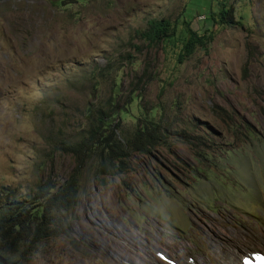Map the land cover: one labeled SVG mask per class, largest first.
<instances>
[{
    "label": "rangeland",
    "instance_id": "obj_1",
    "mask_svg": "<svg viewBox=\"0 0 264 264\" xmlns=\"http://www.w3.org/2000/svg\"><path fill=\"white\" fill-rule=\"evenodd\" d=\"M193 1L0 0V207L62 186L101 108L122 110L112 125L124 142L140 121L168 130L123 167L89 157L64 234L9 264H236L264 253V0H229L244 26L211 27L209 49L183 63L175 41L137 35L161 18L206 33L204 7L185 18Z\"/></svg>",
    "mask_w": 264,
    "mask_h": 264
},
{
    "label": "trees",
    "instance_id": "obj_2",
    "mask_svg": "<svg viewBox=\"0 0 264 264\" xmlns=\"http://www.w3.org/2000/svg\"><path fill=\"white\" fill-rule=\"evenodd\" d=\"M192 4L193 7L186 10L185 18L194 16L204 7L206 22L210 24L206 33L194 30L188 20L183 19L178 29L169 19L161 18L150 19L147 29L138 31L137 35L149 46L175 41L179 48L178 61L183 63L199 49H209L215 38L211 27L244 26L242 21L235 19L229 0H194ZM113 93L109 101L110 109L115 106L119 85L114 86ZM121 112L112 110L108 113L106 107L97 111L88 139L71 149L78 161V169L62 186L51 181L43 183L33 199L22 201L15 197L0 207V260L9 264L13 255L33 251L44 240L64 234L61 228L65 224V214L78 203L79 167L89 157L98 155L103 170L109 166L108 161H119L123 167L130 152L149 154L156 145L166 143L165 132L168 130H163L164 127L154 121H140L133 137L125 142L118 139L116 131L119 126L112 124L114 116Z\"/></svg>",
    "mask_w": 264,
    "mask_h": 264
},
{
    "label": "clouds",
    "instance_id": "obj_3",
    "mask_svg": "<svg viewBox=\"0 0 264 264\" xmlns=\"http://www.w3.org/2000/svg\"><path fill=\"white\" fill-rule=\"evenodd\" d=\"M169 260V259H168ZM243 264H257L259 262H261L262 264H264V253H252L250 256L248 257H244L242 259Z\"/></svg>",
    "mask_w": 264,
    "mask_h": 264
},
{
    "label": "bare ground",
    "instance_id": "obj_4",
    "mask_svg": "<svg viewBox=\"0 0 264 264\" xmlns=\"http://www.w3.org/2000/svg\"><path fill=\"white\" fill-rule=\"evenodd\" d=\"M243 258H244V256H243ZM242 258V259H243ZM156 264H165V263H160V262H158V263H156ZM236 264H243V262H242V260H239Z\"/></svg>",
    "mask_w": 264,
    "mask_h": 264
},
{
    "label": "water",
    "instance_id": "obj_5",
    "mask_svg": "<svg viewBox=\"0 0 264 264\" xmlns=\"http://www.w3.org/2000/svg\"><path fill=\"white\" fill-rule=\"evenodd\" d=\"M0 264H5V262H3L2 260H0Z\"/></svg>",
    "mask_w": 264,
    "mask_h": 264
}]
</instances>
